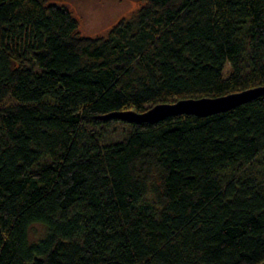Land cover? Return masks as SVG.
I'll return each mask as SVG.
<instances>
[{"label":"trees","instance_id":"1","mask_svg":"<svg viewBox=\"0 0 264 264\" xmlns=\"http://www.w3.org/2000/svg\"><path fill=\"white\" fill-rule=\"evenodd\" d=\"M140 1L90 37L51 0H0V264H264V93L111 116L264 85V0Z\"/></svg>","mask_w":264,"mask_h":264},{"label":"rangeland","instance_id":"2","mask_svg":"<svg viewBox=\"0 0 264 264\" xmlns=\"http://www.w3.org/2000/svg\"><path fill=\"white\" fill-rule=\"evenodd\" d=\"M67 7L79 22V33L82 36L104 37L120 20L131 18L142 5L140 0H51ZM229 68H227L228 72ZM131 127L118 122L108 131L109 139L118 140L124 137ZM47 227L34 223L29 229V239L36 242L43 238Z\"/></svg>","mask_w":264,"mask_h":264},{"label":"water","instance_id":"3","mask_svg":"<svg viewBox=\"0 0 264 264\" xmlns=\"http://www.w3.org/2000/svg\"><path fill=\"white\" fill-rule=\"evenodd\" d=\"M263 93L264 85L218 97L184 98L175 102L159 103L145 112L134 110L119 111L111 114V116L139 124L157 123L166 118L183 114L207 117L232 110L256 99Z\"/></svg>","mask_w":264,"mask_h":264}]
</instances>
